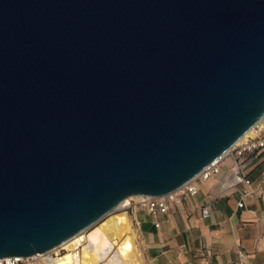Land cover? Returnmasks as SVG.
<instances>
[{
    "label": "water",
    "instance_id": "1",
    "mask_svg": "<svg viewBox=\"0 0 264 264\" xmlns=\"http://www.w3.org/2000/svg\"><path fill=\"white\" fill-rule=\"evenodd\" d=\"M264 118V0H0V258L194 179Z\"/></svg>",
    "mask_w": 264,
    "mask_h": 264
},
{
    "label": "crops",
    "instance_id": "2",
    "mask_svg": "<svg viewBox=\"0 0 264 264\" xmlns=\"http://www.w3.org/2000/svg\"><path fill=\"white\" fill-rule=\"evenodd\" d=\"M245 164L242 169L240 161L228 157L220 174L200 183L197 195L161 217L160 228L146 211L145 221L134 213L145 264H264V188L259 187L264 149ZM246 189L257 193L240 207ZM203 206L210 208L209 218L202 217Z\"/></svg>",
    "mask_w": 264,
    "mask_h": 264
},
{
    "label": "bare ground",
    "instance_id": "3",
    "mask_svg": "<svg viewBox=\"0 0 264 264\" xmlns=\"http://www.w3.org/2000/svg\"><path fill=\"white\" fill-rule=\"evenodd\" d=\"M263 127L264 118L238 144L258 135ZM138 231L128 212H112L91 230L54 248L56 256L50 264H145ZM61 248L66 251L61 253Z\"/></svg>",
    "mask_w": 264,
    "mask_h": 264
},
{
    "label": "built area",
    "instance_id": "4",
    "mask_svg": "<svg viewBox=\"0 0 264 264\" xmlns=\"http://www.w3.org/2000/svg\"><path fill=\"white\" fill-rule=\"evenodd\" d=\"M264 149V135L259 133L256 136L249 137L247 140L240 144L234 145L225 155L221 156L210 165H208L202 172H200L194 179L184 184L177 190L170 192L162 196H136L131 197L132 200L126 202L123 201L118 205L113 212H128V214L133 219V226L136 225L134 221V213L140 211H146L152 216L154 224L157 228L162 226V216L170 213L174 204H182L184 200L190 195H197L200 191V183L206 182L213 176L221 173L222 167L228 157H234L242 163V169L245 168V163L247 160L252 159L258 155ZM244 182L247 186L253 185V180L249 176H244ZM259 187L264 188V172L260 179ZM257 193V190L246 189L243 195V200L240 202L239 206L243 207L245 202L244 199L247 196H252ZM211 215V210L208 206L202 207V217L209 218ZM98 225V224H97ZM96 225V226H97ZM88 229L87 231L91 230ZM45 254V253H43ZM46 255V254H45ZM45 255L35 254L32 256H13L0 258V264H50L54 257L48 256L43 258Z\"/></svg>",
    "mask_w": 264,
    "mask_h": 264
},
{
    "label": "rangeland",
    "instance_id": "5",
    "mask_svg": "<svg viewBox=\"0 0 264 264\" xmlns=\"http://www.w3.org/2000/svg\"><path fill=\"white\" fill-rule=\"evenodd\" d=\"M133 216H134V214H133ZM138 216H139L140 220H142V221H145L146 218H147V216H146V212H145V211H144V212L140 211V212L138 213ZM134 227L138 229V225H137V224L134 225ZM139 237H140V235H139ZM139 239H140V238H139ZM140 242H141V239H140ZM141 245H142V242H141ZM141 247H142V246H141ZM65 251H66V249H64V248H61V249H60V252H61V253L65 252ZM45 254H46V253H45ZM55 255H56V252L52 250V251H50V253L47 252V254H46L43 258H47L48 256H55Z\"/></svg>",
    "mask_w": 264,
    "mask_h": 264
}]
</instances>
